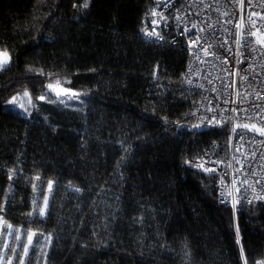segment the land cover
Returning a JSON list of instances; mask_svg holds the SVG:
<instances>
[{"label": "trees", "instance_id": "trees-1", "mask_svg": "<svg viewBox=\"0 0 264 264\" xmlns=\"http://www.w3.org/2000/svg\"><path fill=\"white\" fill-rule=\"evenodd\" d=\"M154 2L0 0V217L34 232L25 264H264V203L233 212L186 164L228 129L177 128L198 94L185 48L144 39Z\"/></svg>", "mask_w": 264, "mask_h": 264}, {"label": "built area", "instance_id": "built-area-1", "mask_svg": "<svg viewBox=\"0 0 264 264\" xmlns=\"http://www.w3.org/2000/svg\"><path fill=\"white\" fill-rule=\"evenodd\" d=\"M144 39L186 50L182 87L198 94L195 125L228 129L186 164L212 178L219 203L237 212L264 203V0H154ZM155 13V14H154Z\"/></svg>", "mask_w": 264, "mask_h": 264}, {"label": "rangeland", "instance_id": "rangeland-1", "mask_svg": "<svg viewBox=\"0 0 264 264\" xmlns=\"http://www.w3.org/2000/svg\"><path fill=\"white\" fill-rule=\"evenodd\" d=\"M11 62L10 55L0 49V68H3L9 65ZM13 103L21 108L22 99L17 97L13 100ZM53 183H51V187ZM49 188V185H48ZM7 193H10V187L6 189ZM48 191H46L43 199L39 203L38 195H34L32 199V211L31 214L37 213L41 215V210H44V214L46 212ZM43 214V215H44ZM41 215V216H43ZM11 226V227H9ZM6 229V234L3 239V243L0 246V264H19L20 260H23V264H25L26 258L29 255L30 248L34 243V232L33 231H25L22 227L10 225L4 221L2 217H0V239L2 237L3 230ZM29 237L31 238V243H29ZM21 246L28 247V254L25 255L24 248ZM43 244L38 246L39 253L42 251ZM19 257V259L17 258Z\"/></svg>", "mask_w": 264, "mask_h": 264}, {"label": "water", "instance_id": "water-1", "mask_svg": "<svg viewBox=\"0 0 264 264\" xmlns=\"http://www.w3.org/2000/svg\"><path fill=\"white\" fill-rule=\"evenodd\" d=\"M49 86H51V87H49ZM47 91L54 93L55 95H59V96H66V95L74 94L73 90L68 89L66 87H63V86L58 85V84H49L47 86ZM245 126H247V127H245ZM177 128L179 130L190 131V132H192V131H203V130L209 129L207 126H203V125H195L194 127L178 126ZM236 128L244 129V130H247V131L252 132L254 134L264 136V129L259 128L256 125L239 123L236 125Z\"/></svg>", "mask_w": 264, "mask_h": 264}, {"label": "snow or ice", "instance_id": "snow-or-ice-1", "mask_svg": "<svg viewBox=\"0 0 264 264\" xmlns=\"http://www.w3.org/2000/svg\"><path fill=\"white\" fill-rule=\"evenodd\" d=\"M85 7H87V4H85L84 5ZM155 14V13H154ZM0 66H2V65H0ZM49 87H51V86H49ZM41 99H43V97H41ZM245 127H247V126H245ZM49 188L51 189V183L49 184ZM78 191V190H77ZM47 203V201H45V204ZM44 214V210L42 209L41 210V215H43ZM9 227H11V226H9ZM29 243H31V238L29 237ZM21 247H23L24 248V253H25V255H27L28 254V247L27 246H21ZM18 259H19V257H17ZM19 264H23V260H20L19 261Z\"/></svg>", "mask_w": 264, "mask_h": 264}]
</instances>
